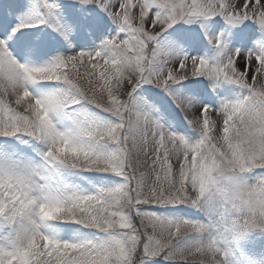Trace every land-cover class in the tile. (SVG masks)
<instances>
[{
    "label": "snow or ice",
    "instance_id": "6c2138e0",
    "mask_svg": "<svg viewBox=\"0 0 264 264\" xmlns=\"http://www.w3.org/2000/svg\"><path fill=\"white\" fill-rule=\"evenodd\" d=\"M0 264H264V0H0Z\"/></svg>",
    "mask_w": 264,
    "mask_h": 264
}]
</instances>
